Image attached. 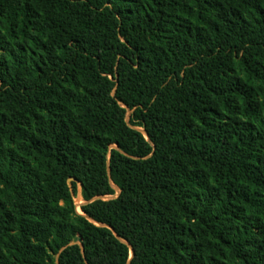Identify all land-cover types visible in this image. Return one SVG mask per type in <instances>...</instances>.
Instances as JSON below:
<instances>
[{"label":"trees","instance_id":"1","mask_svg":"<svg viewBox=\"0 0 264 264\" xmlns=\"http://www.w3.org/2000/svg\"><path fill=\"white\" fill-rule=\"evenodd\" d=\"M0 264H264V0H0Z\"/></svg>","mask_w":264,"mask_h":264},{"label":"rangeland","instance_id":"2","mask_svg":"<svg viewBox=\"0 0 264 264\" xmlns=\"http://www.w3.org/2000/svg\"><path fill=\"white\" fill-rule=\"evenodd\" d=\"M75 203H76V208H77V210L80 211V210H79V205H80L81 203H83V201L80 200V199L78 198V199H76V202H75Z\"/></svg>","mask_w":264,"mask_h":264},{"label":"water","instance_id":"3","mask_svg":"<svg viewBox=\"0 0 264 264\" xmlns=\"http://www.w3.org/2000/svg\"><path fill=\"white\" fill-rule=\"evenodd\" d=\"M146 138L148 139V137L146 136ZM72 179L70 178V179H68V183H70V181H71ZM118 189H117V193H118ZM96 198H98V197H96ZM131 255H132V250H131Z\"/></svg>","mask_w":264,"mask_h":264}]
</instances>
